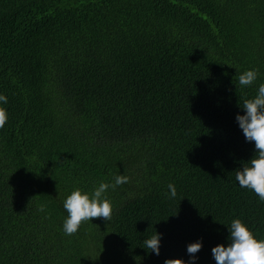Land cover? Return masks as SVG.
<instances>
[{
    "label": "trees",
    "instance_id": "obj_1",
    "mask_svg": "<svg viewBox=\"0 0 264 264\" xmlns=\"http://www.w3.org/2000/svg\"><path fill=\"white\" fill-rule=\"evenodd\" d=\"M261 83L264 0H0V264H216L233 219L264 240V201L235 178ZM117 175L111 220L65 235L67 196Z\"/></svg>",
    "mask_w": 264,
    "mask_h": 264
},
{
    "label": "clouds",
    "instance_id": "obj_2",
    "mask_svg": "<svg viewBox=\"0 0 264 264\" xmlns=\"http://www.w3.org/2000/svg\"><path fill=\"white\" fill-rule=\"evenodd\" d=\"M231 67V66H230ZM258 70H246L239 75V85L250 86L257 79ZM0 102L7 103V97L0 94ZM244 114L236 115V121L248 142L254 143V152L250 160L244 164L242 170L236 172V180L242 188L254 190L261 201H264V83L258 87L257 95L252 99H244L242 105ZM7 122V112L0 107V128ZM129 178L124 175H117L114 183L101 182L91 196L81 190H74L64 200V208L68 216L63 222L65 235H74L82 222H89L93 218H101L110 221L112 218V206L107 200L105 193L109 188L128 183ZM171 197L176 196V189L173 184L168 185ZM45 206L41 205L38 211H44ZM229 243L227 246L217 244L212 247V257L216 264H264V240L255 238L253 232L240 220L233 219L228 226ZM160 233L155 231L150 239L144 240L145 250H151L159 255ZM200 240L187 245V253L191 261H195V254L201 249ZM164 264H186L180 258H166Z\"/></svg>",
    "mask_w": 264,
    "mask_h": 264
}]
</instances>
